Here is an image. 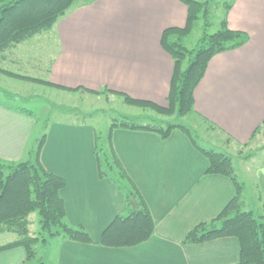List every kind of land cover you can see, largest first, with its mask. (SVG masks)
Returning a JSON list of instances; mask_svg holds the SVG:
<instances>
[{"label":"crops","instance_id":"crops-1","mask_svg":"<svg viewBox=\"0 0 264 264\" xmlns=\"http://www.w3.org/2000/svg\"><path fill=\"white\" fill-rule=\"evenodd\" d=\"M186 19L187 7L178 0L78 3L46 34L34 36L33 43H21L0 58V69L41 80L19 73H33L36 63L44 61L46 79L41 81L86 92L117 91L166 106L174 61L163 49L161 35L168 28L184 27ZM226 23L229 29L247 34L248 40L209 60L193 91L191 116L224 137L220 144L224 150H236L232 156L237 160L235 175L243 185L252 183L254 208L260 216L264 214V160L260 159L264 146L255 152L243 149L252 148L264 131V0H234ZM43 34L48 42L35 39ZM29 46L34 50L22 52ZM36 126L33 116L0 103V161L29 160L42 135L34 136ZM45 133L40 162L47 172L66 182L59 192L66 221L82 227L99 243L103 230L128 209L113 182L98 179L95 129L82 122H55ZM111 144L149 210L154 222L152 237L140 246L119 249L55 237L35 249L45 264L238 262L235 238L183 243L191 230L214 220L234 196L229 179L205 174L207 161L186 133L173 130L162 140L149 131L115 129ZM4 235L0 238H7ZM25 259L21 247L0 252V264H25Z\"/></svg>","mask_w":264,"mask_h":264},{"label":"trees","instance_id":"trees-1","mask_svg":"<svg viewBox=\"0 0 264 264\" xmlns=\"http://www.w3.org/2000/svg\"><path fill=\"white\" fill-rule=\"evenodd\" d=\"M92 1L95 0H0V58L17 45L50 31L74 5ZM178 1L187 7L185 26L168 28L161 35V45L174 61L167 105L159 106L150 101L133 99L117 91L103 92L122 97L125 104L151 109L158 115L166 117L181 118L194 113L193 91L203 77L209 60L218 53L242 46L248 40V36L227 26L226 15L234 0L223 3L224 18L218 31L212 34L208 33L211 27L208 2ZM199 20H202V35L196 48L188 50L183 45L184 40ZM0 73L12 79L44 84L58 90H81L67 89L2 69ZM18 110L32 116L26 110ZM115 129L149 131L162 140L168 138L173 130L186 133L207 161L205 174L229 179L234 188V196L214 220L199 224L191 230L183 243L197 245L222 238H235L239 243V260L236 264H264V214L256 217L253 212L245 211L244 185L235 175L233 160L223 153L196 145L187 128L173 124L162 127L140 126L127 122L113 123L104 143H100L96 132L94 133L98 179L113 182L124 195L128 209L126 215L115 217L103 230L99 243H94L82 227H72L66 221L64 203L59 196L66 182L63 178L47 172L40 162L46 130L30 151L29 160L15 164L0 161V235L13 234L16 237L15 241L1 246L0 252L21 247L26 253L25 264L34 260L36 264H45L37 257L35 246L44 245L55 237L85 245L98 244L112 249L133 248L149 241L154 232V222L139 192L113 151L111 137ZM33 213L39 218L38 233H33L30 229L32 223L29 216Z\"/></svg>","mask_w":264,"mask_h":264},{"label":"rangeland","instance_id":"rangeland-1","mask_svg":"<svg viewBox=\"0 0 264 264\" xmlns=\"http://www.w3.org/2000/svg\"><path fill=\"white\" fill-rule=\"evenodd\" d=\"M199 2H208L211 27L208 30L209 34L218 31L220 22L224 18L225 9L223 3H229L232 0H197ZM81 4V3H80ZM46 34V33H45ZM35 38L41 39V42H48L47 36ZM202 35V20H199L188 37L184 40V46L188 50L196 48L197 42ZM28 43H33L28 40ZM52 42V41H51ZM30 47V46H29ZM12 50V49H11ZM11 50L5 55L12 53ZM33 46L22 52L33 51ZM14 53V52H13ZM16 54V52H15ZM44 62V61H43ZM43 62L36 63V70L29 73L25 70L21 75L35 77L37 79L45 80L46 73ZM38 64V65H37ZM187 65V63H186ZM185 65V66H186ZM40 69V70H38ZM0 103L9 106L13 109H23L32 114L37 122L34 136L44 133L46 128L51 123H87L90 124L98 136V141L104 143L109 132L111 124L120 122L133 123L140 126H162L166 127L168 124L180 125L187 128L197 142V144L205 149L220 152L233 160L235 167L237 160L235 156L236 150H224L220 144L224 142V137L216 131H213L204 124L202 120L196 117L187 115L178 118L176 116L166 117L158 115L151 109H142L136 106L125 104L123 98L114 94L102 92L100 94H91L86 91H64L51 88L44 84L29 82L25 80H14L5 76H0ZM212 127V126H211ZM213 128V127H212ZM261 133V132H260ZM259 139L256 140L252 148L243 149L245 152H255L264 146V131L260 134ZM232 148V147H231ZM256 148V149H255ZM233 149V148H232ZM239 151L238 153H240ZM264 160V153L261 155ZM259 162V160H257ZM235 164V165H234ZM252 183L245 181L243 201L245 203V211H252L256 217L259 216L255 210V192ZM131 203V202H130ZM31 221V232H39V218L36 213L29 216ZM0 238V244L15 239L14 235L7 234ZM37 246H35V249ZM38 257V255H37ZM29 264H36V260Z\"/></svg>","mask_w":264,"mask_h":264},{"label":"water","instance_id":"water-1","mask_svg":"<svg viewBox=\"0 0 264 264\" xmlns=\"http://www.w3.org/2000/svg\"><path fill=\"white\" fill-rule=\"evenodd\" d=\"M133 204V202H131Z\"/></svg>","mask_w":264,"mask_h":264}]
</instances>
